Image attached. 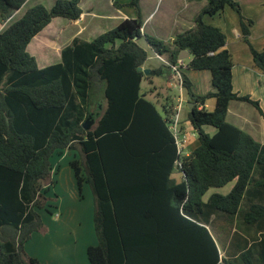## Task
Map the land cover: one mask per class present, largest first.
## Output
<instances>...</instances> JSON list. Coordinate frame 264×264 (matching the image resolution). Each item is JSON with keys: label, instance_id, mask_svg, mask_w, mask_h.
<instances>
[{"label": "trees", "instance_id": "obj_1", "mask_svg": "<svg viewBox=\"0 0 264 264\" xmlns=\"http://www.w3.org/2000/svg\"><path fill=\"white\" fill-rule=\"evenodd\" d=\"M26 1L0 0V25L11 20L0 29V264H43L24 244L44 227L39 211L47 210V186L55 183L51 158L67 151L78 157L68 163L80 194L87 184L93 195L96 242L86 247L88 264H252L251 251L241 254L244 263L221 257L209 229L223 219L229 229L264 230V203L252 200L264 191V142L226 120L233 100L255 106L263 124L264 112L257 99L233 89L225 33L202 19L233 9L251 68L264 74V48L251 44L253 21L241 14L238 0H207L194 26L170 42L143 35L138 17L124 18L90 41L73 38L59 61L42 67L27 45L51 19L77 20L80 0H54L50 8L36 3L12 19ZM138 2L129 5L137 11ZM142 36L170 65L186 50L188 69L210 73L213 89L197 95L181 72L198 142L188 154L181 127V146L170 128L174 103L163 94L167 89L153 99L151 89L141 91L143 78L172 73L167 64L149 74L138 68L147 58L136 42ZM210 98L213 107L206 108ZM205 125L215 132L206 133ZM233 180L227 194L214 191L203 200L209 189ZM252 237L260 248L264 232Z\"/></svg>", "mask_w": 264, "mask_h": 264}, {"label": "crops", "instance_id": "obj_2", "mask_svg": "<svg viewBox=\"0 0 264 264\" xmlns=\"http://www.w3.org/2000/svg\"><path fill=\"white\" fill-rule=\"evenodd\" d=\"M31 0H27L26 3L23 5H27V3ZM190 5L193 6V9L198 10V13L201 9L205 6L206 0H186ZM130 0H80L79 6L82 10L79 18L77 20H70L67 23L66 27L52 24L51 21L41 29L31 40H35L36 43L44 44L47 43L46 39L51 41L52 39L56 40L55 36H58L61 40L59 41V47L53 49V57L55 58L54 61H42V64L38 65L39 67L46 66L48 64L54 63L59 61L60 57V50L61 48L69 44L73 38L78 37L86 41H90L98 34L104 32L105 30L111 29L116 26L120 20L124 18H136L138 17L142 23L141 32L143 35H151L160 39L164 42H170L173 40L174 36L184 30L190 29L194 26L193 19H187V23H185L182 19H157L152 21L150 16L152 15L151 9L147 15L142 14V0H139L137 11L135 10V15L131 17H126V15H122L119 20L116 19V13L122 12V6L129 5ZM198 2V3H197ZM39 3V2H38ZM241 14L248 19L253 21V26L250 28V42L256 49H263L264 48V0H238ZM42 4V3H41ZM22 6V8H23ZM188 8V5L186 6ZM16 11L12 19L18 18L21 14V9ZM230 7H225L222 13L218 14V17H223V19H203L206 23L212 24L214 26L220 27L226 36V44L225 48L229 50L232 55L233 60V67H232V85L235 91H238L240 94H249L252 99H257L262 107L264 112V80L260 81V79H264V74L257 72L253 68H251V54L249 51L248 46L240 39V31L238 29V17L237 13L232 9H228ZM234 11V12H233ZM235 14V15H234ZM58 18V17H55ZM61 18V17H60ZM54 19V18H53ZM66 19V18H65ZM258 27V28H256ZM66 29H68L66 31ZM64 36V38H63ZM136 42L143 47L147 52V58L142 65V68H147L149 70L152 69H159L161 65L164 63L156 57V53L153 52L145 40V37L142 36L138 38ZM144 42L145 47L142 46ZM30 43V42H29ZM56 45V46H57ZM28 47V45H27ZM30 48V47H29ZM28 48V50H29ZM51 49V50H52ZM34 50V49H33ZM32 50V51H33ZM30 52V51H29ZM34 52V51H33ZM31 54V52H30ZM55 54V55H54ZM191 58L189 54L185 59H183V66L181 68V72L184 73L188 79L192 83L193 91L197 95H203L208 91H211L213 88L211 86L210 81V73L207 70H191L186 67L187 62ZM165 69V68H164ZM162 69V70H164ZM165 73V74H164ZM164 73H153V75L148 78V81L154 86L152 77H159L166 79L165 87L169 90L176 89L171 83H173V75L168 71ZM168 74V75H167ZM147 80V79H145ZM142 83V82H141ZM159 86V85H156ZM186 93V92H185ZM187 95V94H186ZM214 100L210 98L206 101L205 107L212 108ZM243 101L233 100L230 101L228 105V112L227 116L230 115L231 119L235 121V125L239 128L242 127L244 123H248L246 110L244 109V105H242ZM250 104V103H247ZM258 111V110H257ZM259 118L256 123H252L253 127L251 130H247L251 132L252 136L254 134V129L258 127L257 132L259 131V121H263V118L258 111ZM226 116V117H227ZM185 114L182 117V121L184 120ZM181 121V122H182ZM187 122V130L191 128V125ZM230 122V121H229ZM203 129L206 133L212 135L215 132V128L212 126L205 125ZM248 132V133H249ZM256 132V133H257ZM189 133V132H188ZM188 133H186V137L188 140ZM250 134V133H249ZM254 137V136H253ZM192 140L190 141V143ZM261 142V141H260ZM189 141L186 146H189ZM263 143V142H262ZM190 151L186 152L188 154ZM179 176V175H178ZM234 181H231L227 185L221 188H211L207 192L211 191L210 194L207 192L203 195V200L206 201L208 197L212 194V192L217 191L221 194H227L231 187L234 184ZM264 190V189H263ZM256 191L252 195V200L255 202L262 201L264 203V191L260 195ZM261 224H264V219H262ZM256 226L247 227L244 230L240 231L235 226L232 228H228L227 223L223 219H218L212 225H209V229L215 232H212L213 236L215 237L219 253L221 257H230L231 259H239L241 262L244 263V259H242L241 254L243 252L251 251V254L248 255L252 264H261L264 263V241L260 248L254 247V239L252 236L259 235L260 231L257 229ZM213 229V230H212ZM257 229V231H256ZM49 233L43 234L42 238H40L39 234H32V237L29 242L25 243L24 249L26 250L29 255L36 257L39 259L43 264H75L77 262L78 257H85L86 247L93 242H90L88 239L90 236L85 229H81V232L76 231L77 237L80 236L82 239H78L81 243L80 245L69 244V241L63 243V251L61 254H57L55 257L57 246L53 241L50 239H46L47 236H50ZM256 232V233H255ZM35 234V235H34ZM79 234V235H78ZM53 236V234H51ZM50 238V237H49ZM76 238V236L74 237ZM73 238V241L75 239ZM246 238V240L244 239ZM86 239V240H84ZM77 243V242H76ZM31 244V247L29 246ZM79 244V243H78ZM261 249V257L259 256V250ZM51 258H48L50 257ZM84 262L88 264L86 257Z\"/></svg>", "mask_w": 264, "mask_h": 264}, {"label": "rangeland", "instance_id": "obj_3", "mask_svg": "<svg viewBox=\"0 0 264 264\" xmlns=\"http://www.w3.org/2000/svg\"><path fill=\"white\" fill-rule=\"evenodd\" d=\"M107 1V0H105ZM42 3L45 7L50 8L54 2V0H31L27 3V5L23 6L21 9L20 14L29 6L34 5L36 3ZM198 3V2H197ZM207 3V0H206ZM206 3L204 5H206ZM142 14L145 16L149 12H153L149 19H151L153 16V20L155 21L157 19H182L187 23V19H195V17L198 15V10L193 9V6L190 5L186 0H142ZM188 5V8L186 7ZM122 12L116 13L115 17L117 20H119L122 15H126V17H131L135 15V10L130 5H124L121 7ZM151 9V11H149ZM231 9V8H228ZM232 10V9H231ZM234 12V11H233ZM235 15V14H234ZM238 17V29H240L239 25V16ZM202 19H223V17L215 16H207L204 15ZM11 20L6 21L5 23H2L0 25V29L5 27L7 23H9ZM70 22V20L65 18H54L52 19V24L60 25L66 27L67 23ZM253 26V24H252ZM251 26V27H252ZM68 27V25H67ZM250 27V28H251ZM258 28V27H256ZM68 29H66L67 31ZM56 40L52 39L49 41L47 40V43L44 42V44L36 43L35 40H31L28 44L27 50L30 51L32 55L35 56L38 65L42 64V61H48L52 62L54 61L53 52L55 48L59 47V41L61 40L58 36H55ZM64 38V36H63ZM250 38V37H249ZM241 39V37H240ZM142 46L145 47L144 42H141ZM57 45V46H56ZM53 48V49H52ZM34 49V50H33ZM52 49V50H51ZM34 52H33V51ZM29 52V53H30ZM55 55V54H54ZM165 58V57H164ZM147 79V80H145ZM153 84L159 85L158 89H155V87L152 86V84L148 81V78H143L141 83V91L146 92L148 89H151L153 96L148 98H158V95H160V92L165 91L167 88L165 87L166 79L159 78V77H152ZM264 79H260V81H263ZM211 83V82H210ZM212 86V85H211ZM169 94V97L175 104L176 97L178 95L177 89L169 90L167 89L166 92H163V94ZM184 97L186 96V93H183ZM187 98V96H186ZM160 100H162V97H160ZM173 104V105H174ZM244 109L246 110L247 120L248 123H244L242 125V129L246 132H249L247 130H251L253 127L252 123H256L259 118V114L257 111V108L253 106L252 104L243 103ZM159 108V105H158ZM182 117L185 114L184 120L180 123L181 132L186 135L188 133V140L185 141V144L187 145L188 141L192 140V142L189 144V146H185L183 148V153H186L190 150H193L197 146V135L195 131L192 132L190 129L187 130V108L185 106H182L181 109ZM227 121L235 123L233 119H231V116L228 115L226 117ZM189 123V122H188ZM259 131L258 127L254 129V138L258 141L264 142V124L263 121H259ZM257 132V133H256ZM252 134L251 132H249ZM187 136V135H186ZM181 137V135H179ZM68 154H70V151L66 152V155L60 156H54L51 158L52 162V171H51V177L54 180V185H48L46 196L49 198V204L46 205L45 209H41L39 211L40 215L42 216V220L44 223V227L41 228L39 231L34 232L35 234H39L40 238H42L43 234L49 233L50 236H47L46 239H50V241H53L56 246L57 250L55 254V257L57 254H61L63 251V243L66 241H69V244L74 245H80L81 243L78 241L80 236L77 237L76 231L81 232V229H85L88 232V235L90 238L88 239L90 242H93V240L96 242L94 230H93V223H92V211H93V195L90 191V188L87 184H83L82 191L80 194V190L78 189L73 170L69 166V160L73 158H78L77 155L74 153L72 157H68ZM174 178L178 177V173L174 172L173 174ZM208 194L211 193V191L207 192ZM49 209V210H48ZM213 230V229H212ZM214 234L215 232L212 231ZM34 234V235H35ZM53 234V236L51 235ZM79 235V234H78ZM76 236V238H74ZM50 237V238H49ZM73 238L75 239L74 242ZM30 240V239H29ZM86 240V239H84ZM29 241H27L28 243ZM94 242V243H95ZM79 243V244H78ZM92 244V243H90ZM25 246V245H24ZM31 247V244H29ZM26 251V250H25ZM27 255H29L26 252ZM32 256V255H29ZM33 257V256H32ZM86 257V253H85ZM85 257L77 258V262L75 264H86L84 262ZM48 258H51L48 257ZM87 260V258H86ZM88 262V261H87Z\"/></svg>", "mask_w": 264, "mask_h": 264}, {"label": "built area", "instance_id": "obj_4", "mask_svg": "<svg viewBox=\"0 0 264 264\" xmlns=\"http://www.w3.org/2000/svg\"><path fill=\"white\" fill-rule=\"evenodd\" d=\"M156 57L160 59L164 64L170 65L169 62L162 56L156 54ZM183 65V61L178 59L176 63L170 65L171 71L173 73V83H171L178 91V95L176 97L175 104L173 106L174 108V113L172 115V122L170 123V128L174 132V135L176 136V142L178 146H181V141L179 137V132H180V126H179V121H180V116H181V109L182 106L186 107L187 104V98L186 96L184 97V88H183V82H182V75L180 68ZM185 135H183L184 137ZM182 137V138H183ZM185 138V137H184Z\"/></svg>", "mask_w": 264, "mask_h": 264}, {"label": "water", "instance_id": "obj_5", "mask_svg": "<svg viewBox=\"0 0 264 264\" xmlns=\"http://www.w3.org/2000/svg\"><path fill=\"white\" fill-rule=\"evenodd\" d=\"M188 55H189L188 51H186V50H181L180 53H179V55H178V58H179L180 60H183V59H185ZM138 68L141 69V70H143V72H144L145 74H149V72H150L149 69H147V68H142V66H139ZM193 104H194V102H193V98H192V96L190 95V96L187 97V108H188V110H189L190 112H192ZM89 125H90V123H89L88 119H86V121H85V123L83 124V126H84L85 128H88ZM0 255H1V249H0Z\"/></svg>", "mask_w": 264, "mask_h": 264}]
</instances>
